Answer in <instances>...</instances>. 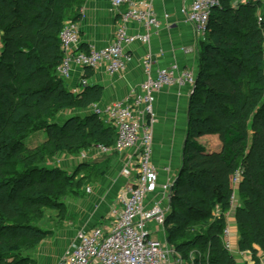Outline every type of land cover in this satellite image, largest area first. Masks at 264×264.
<instances>
[{
    "label": "trees",
    "instance_id": "16d2710c",
    "mask_svg": "<svg viewBox=\"0 0 264 264\" xmlns=\"http://www.w3.org/2000/svg\"><path fill=\"white\" fill-rule=\"evenodd\" d=\"M78 1L0 0V264H32L25 251L49 233L35 223L43 208L66 195L62 181L71 173L61 179L66 170L43 164L59 150L111 145L115 139L114 128L95 113L71 114L61 123L55 119L60 109H87L101 97L97 85L87 83L73 94L57 77L59 31ZM221 6L209 20L217 41L200 42L185 164L171 187L164 228L175 251L202 243L208 264H235L222 230L239 165L244 171L237 185L242 204L234 216L238 247L252 256L258 251L254 245L264 252L263 33L253 3ZM41 128L45 140L27 146L25 139ZM203 134H217L220 150L198 142ZM215 205L220 214L208 220ZM197 220L201 231L190 232ZM189 222L193 225L186 229Z\"/></svg>",
    "mask_w": 264,
    "mask_h": 264
},
{
    "label": "crops",
    "instance_id": "0c3cea01",
    "mask_svg": "<svg viewBox=\"0 0 264 264\" xmlns=\"http://www.w3.org/2000/svg\"><path fill=\"white\" fill-rule=\"evenodd\" d=\"M149 1L160 25L148 31L149 39L146 43L136 40L125 46V68L122 72L111 75L103 65L94 69L76 67L71 77L64 80L69 88H73L77 87L80 78L85 77L89 84L100 87L99 101L89 105L84 112H92V105L103 108L114 101L129 97L131 93H138L140 83L146 78L143 62L148 55L151 58V75H154L158 68L176 63L180 68L192 69L197 76L200 42L207 40L212 44L217 41L218 31L213 32L212 28H209L203 37L198 38L195 35L191 23L180 12L181 8L192 0ZM248 2L254 5L252 11L255 18L258 15L264 17L259 13V9L264 7V0H228L221 7L235 8ZM126 8L127 4L115 7L111 0H79L77 5L71 6V17H66L64 22L69 20L78 26L81 49H87L91 45L99 48L113 40L120 11ZM224 25L227 29L231 28L227 23ZM127 28L131 34L146 32L144 27L133 22L129 23ZM195 86L196 83L194 86L171 85L163 87L155 94L152 161L157 168V179L146 195L145 207L158 203L169 212L171 187L185 164V146L189 137ZM32 135L38 139L31 145L25 143L29 147L37 146L46 138L43 129L34 131L25 141ZM196 140L211 150L218 151L221 148L217 134H203ZM78 155L76 167L70 171L78 172L75 182L82 178V184L75 185L51 207L43 208L42 215L35 225L49 233L25 251L32 264H59L61 259L71 252L81 231H87L94 226L108 228L112 223L110 210L117 204L118 193L128 181L123 169L134 166L136 162L135 149L102 154L90 146L88 149H82ZM98 172L101 173L96 175ZM165 185H171L168 191L164 189ZM235 192L237 202L239 195L237 190ZM237 205L239 203H235V207H229L224 214L225 225L230 228L231 254L235 264H264V253L257 245H254L258 250L255 256H252L250 251L240 250L238 247L239 230L234 219ZM216 209L220 210V207ZM149 227L151 237L159 238L169 245L164 224L160 227L150 223ZM175 255L178 260H171L169 264H185L177 251Z\"/></svg>",
    "mask_w": 264,
    "mask_h": 264
},
{
    "label": "built area",
    "instance_id": "2783aa9c",
    "mask_svg": "<svg viewBox=\"0 0 264 264\" xmlns=\"http://www.w3.org/2000/svg\"><path fill=\"white\" fill-rule=\"evenodd\" d=\"M115 7L127 4L120 11L119 22L115 28L113 40L103 47L89 46L80 48L78 26L65 21L59 31L61 60L57 74L67 80L76 67L94 69L103 65L107 73L113 75L125 68V46L138 40L146 43L148 31L160 25L154 7L149 0L133 2L129 0H111ZM221 6V0H192L181 8V14L191 23L194 33L201 38L209 29V20L215 9ZM257 23L262 29V54L264 60V17L258 15ZM144 27L145 33L131 34L129 23ZM146 78L139 85L138 93L114 101L103 108L92 105V112L102 117L115 130V139L111 145L98 143L93 148L102 154L113 151L135 149L134 166L125 167L128 178L117 196V204L110 210L112 223L108 228L94 226L78 234V240L69 254L59 264H169L178 260L174 249L159 238L151 237L150 223L164 224L168 212L158 203L145 207L146 195L156 184L157 168L152 161L153 149V103L155 94L163 87L171 85H195L196 73L189 68H180L176 63L158 68L154 75L150 73V56L144 59ZM88 80L82 77L73 93L82 89ZM243 167L238 166L233 174V190L229 196V207L236 203V187L243 176ZM171 185H165L169 190ZM89 190V188H87ZM224 248L232 252L230 228L222 230Z\"/></svg>",
    "mask_w": 264,
    "mask_h": 264
},
{
    "label": "rangeland",
    "instance_id": "374dc122",
    "mask_svg": "<svg viewBox=\"0 0 264 264\" xmlns=\"http://www.w3.org/2000/svg\"><path fill=\"white\" fill-rule=\"evenodd\" d=\"M235 1H238V0H235ZM259 13L264 15V7L259 9ZM86 110L87 109H80V108H77L75 106H72V107L68 106L65 109H60L57 112V115H56L55 119L58 122L61 123L62 120L66 116H70L71 114H82ZM201 127L203 128V127H207V126H206V124H202ZM38 130H42L43 131V128L38 129ZM42 135H43V137L45 136V134H43V132H42ZM37 139H38L37 136L32 135L25 141V143L27 145H31ZM80 151L81 150H77V151L76 150H67V151L59 150L57 153H55L52 156V158L50 160L46 161V163L43 164V165H46V166H49V167H57L58 164L60 166H63L64 168L58 166L61 169L66 170L65 174L63 172H61L62 173L61 174V179H63L62 177H67L66 174L69 175L68 173H71V175H72L71 177L72 178L68 177L66 181H62L63 182L62 185H64V183L66 185V189H65L66 195L75 187V183H76L75 181H76L78 172L76 173V171L74 170L73 173H72L70 170L73 169V168L75 169V167H76L75 166L76 165V157L79 156L78 154L80 153ZM67 170H69V171H67ZM73 174H74V176H73ZM52 175L53 174H49V177H51ZM197 187L198 186H196V188ZM236 190H237V187H236ZM236 203H239V205L242 204V199H240V197H238ZM239 205H237L236 207H238ZM217 207H218V205H215V207H213V209H211L208 220H211V219H214V218L218 217V215H219L218 213H220V210H217L216 209ZM234 207H235V205H234ZM196 224H197L196 226H192V228H190V232L191 231H194V232L201 231L200 228H199V226L200 227L202 226L201 221L197 220ZM171 225L173 226V224H171ZM190 225H193V222H189L186 225V229L188 227H190ZM169 227H171V226H169ZM184 233H187V231L185 230ZM259 250L262 253H264L261 248ZM177 253L179 254L180 258L182 259L183 263H185V264H208L207 253L204 251V247H203L202 243L199 244V245H196V246L195 245H191V244L187 245L181 251H178Z\"/></svg>",
    "mask_w": 264,
    "mask_h": 264
},
{
    "label": "water",
    "instance_id": "95a60500",
    "mask_svg": "<svg viewBox=\"0 0 264 264\" xmlns=\"http://www.w3.org/2000/svg\"><path fill=\"white\" fill-rule=\"evenodd\" d=\"M195 88V87H194Z\"/></svg>",
    "mask_w": 264,
    "mask_h": 264
}]
</instances>
